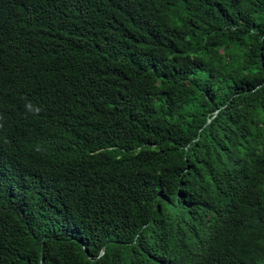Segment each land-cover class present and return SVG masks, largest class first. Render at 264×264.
I'll return each mask as SVG.
<instances>
[{
	"label": "trees",
	"instance_id": "1",
	"mask_svg": "<svg viewBox=\"0 0 264 264\" xmlns=\"http://www.w3.org/2000/svg\"><path fill=\"white\" fill-rule=\"evenodd\" d=\"M0 264H264V0H0Z\"/></svg>",
	"mask_w": 264,
	"mask_h": 264
}]
</instances>
